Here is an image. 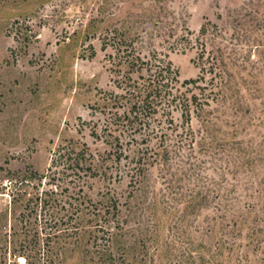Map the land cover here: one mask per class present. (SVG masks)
<instances>
[{
  "label": "rangeland",
  "instance_id": "obj_1",
  "mask_svg": "<svg viewBox=\"0 0 264 264\" xmlns=\"http://www.w3.org/2000/svg\"><path fill=\"white\" fill-rule=\"evenodd\" d=\"M203 25L215 64L180 89L203 111L189 126L174 111L164 142L112 131L147 77L128 61L158 53L195 79ZM115 29L127 45L109 40ZM77 144L97 164L83 180L67 153ZM112 198L128 240L162 264H264V0H0V264H13V239L79 264L77 210Z\"/></svg>",
  "mask_w": 264,
  "mask_h": 264
},
{
  "label": "trees",
  "instance_id": "obj_2",
  "mask_svg": "<svg viewBox=\"0 0 264 264\" xmlns=\"http://www.w3.org/2000/svg\"><path fill=\"white\" fill-rule=\"evenodd\" d=\"M206 34L207 28L206 25H203L196 40L199 51L195 59V63L201 66L203 75H199L195 79L180 82L178 73L171 62L160 58L158 53L152 54L149 58L137 56L128 61L127 66L131 71H145L147 77H143V83L134 84L127 90L124 98L128 107L123 115H119L117 112L113 114L110 122L112 131L127 134V137H135L139 134L145 138V143L150 144L155 139L158 142L166 140L168 131L175 125L174 111L181 113L184 124L190 125L192 114L202 112L204 104L199 102L195 95L192 99L186 97V93L180 89L191 85L199 87L197 86L198 83L205 81V64L209 63L210 65L208 71L215 64L214 58L207 54L205 44L200 42V39L205 37ZM109 40L117 41L119 45H127L128 35L115 29L112 38ZM184 40L188 44L191 41L187 37H184ZM106 45L108 44H104V47ZM206 55L208 56L206 57ZM118 98L115 97L113 101L116 102ZM117 120L119 121L117 122ZM114 125H116L115 128ZM115 140L117 143L120 141L119 138ZM67 153L74 155V163L79 167L80 180L85 177L83 175L88 173L93 175L97 171L95 156L86 144L71 146ZM122 155L123 152L118 155V159ZM153 156L155 157L154 161H157L160 157L162 158L159 152L153 154ZM134 159L136 164L132 167L133 174H143L147 167L152 164V162H149L150 158L139 149L134 155L133 161ZM77 211H80V213L77 214L73 235H71V238H74L75 241L71 244H73L74 253L79 252L77 257L79 264H162L161 261H156V254H150L148 248L142 250V246L137 242L133 243L128 240L125 230L126 222L122 218L123 213L117 199H110L103 208L94 212L87 208ZM66 236L70 237L69 234H66ZM11 244L14 246L11 252L15 258L13 264H18L16 260L20 258L24 259L23 264H53V254L51 253L52 248H49L50 246H47L44 250L39 243L35 250L27 253L26 251L19 252L15 250V239L11 240ZM59 246L63 253H69L72 250L70 245L68 248L66 246L63 248L61 241Z\"/></svg>",
  "mask_w": 264,
  "mask_h": 264
}]
</instances>
